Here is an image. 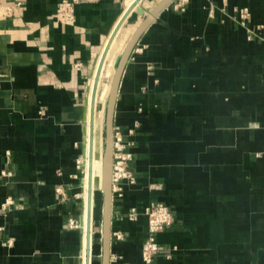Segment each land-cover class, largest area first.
<instances>
[{
  "label": "crops",
  "instance_id": "0c3cea01",
  "mask_svg": "<svg viewBox=\"0 0 264 264\" xmlns=\"http://www.w3.org/2000/svg\"><path fill=\"white\" fill-rule=\"evenodd\" d=\"M62 1L0 0V207L16 204L0 212V264H88L91 81L134 0H79L71 19L57 14ZM237 8L250 14L246 27ZM141 20L132 12L125 26ZM113 126L132 143L135 183L112 194L110 264H144L150 202L175 218L157 234L152 264H264V0L162 8L126 63ZM101 255L94 241L90 263Z\"/></svg>",
  "mask_w": 264,
  "mask_h": 264
},
{
  "label": "water",
  "instance_id": "95a60500",
  "mask_svg": "<svg viewBox=\"0 0 264 264\" xmlns=\"http://www.w3.org/2000/svg\"><path fill=\"white\" fill-rule=\"evenodd\" d=\"M142 0H134L132 4L125 9L124 13L122 14L121 18L117 22L113 32L111 33L110 37L108 38V43L105 46L103 55H102V60L100 64V68L98 70L97 78L100 77V69L102 63H104V59L106 56V53L108 51V48L110 47V43L114 39L116 35V31L122 26L125 25L126 20L129 18L132 12H135L138 14L142 20L140 29H137V31L134 33L128 44L126 45L123 53L120 55V57L117 60L116 67H115V73L111 81V86H110V93H109V101L108 105L105 108L104 112V124H103V129L102 132L104 133L105 137L103 139V146L106 151V158H105V163L107 162V168H108V185H107V190L106 192L102 191V209H101V240H102V264H110V245H111V230H110V223H111V206H112V183H111V175H112V153H113V115H114V107H115V102L118 94V88L120 84V79L122 76V73L125 69L126 63L129 59V56L134 49V46L141 35V33L146 29V27L153 22L155 19V16L158 14V12L167 6L172 0H162L161 2H157L158 4L156 5L155 9L150 11L149 8L145 7H140V3ZM157 1V0H156ZM96 93V91H94ZM94 98V97H93ZM95 99V98H94ZM94 107H95V100H92V105H91V114H90V130H91V124L94 116ZM84 132L86 134V128L84 129ZM92 134L90 132V141H91ZM85 141V138H84ZM83 141V156H85V142ZM81 177H82V172H81ZM82 183V182H81ZM82 185V184H81ZM92 205V203H91ZM93 207H94V198H93ZM107 207V210H106ZM94 219V215H93ZM93 219L91 218L90 221V230L93 228ZM91 244H94V235L92 238ZM90 244H88L87 241V256L88 258V264L90 263V251L88 252V247ZM92 261V258H91Z\"/></svg>",
  "mask_w": 264,
  "mask_h": 264
},
{
  "label": "built area",
  "instance_id": "2783aa9c",
  "mask_svg": "<svg viewBox=\"0 0 264 264\" xmlns=\"http://www.w3.org/2000/svg\"><path fill=\"white\" fill-rule=\"evenodd\" d=\"M78 1L79 0L62 1L57 7V14L61 17H64L65 19H71L73 5ZM14 2L16 6H20L23 0H14ZM236 13L238 14L242 24H245V21L250 16L247 9H239ZM253 32V30L248 31L249 37H251ZM39 114L41 115L42 111H40ZM132 133L133 131L130 130L129 134L131 135ZM130 146H132V143L123 139V134L120 128L113 126V161L111 175L112 194L114 192L118 193L121 190L119 184L122 181H126V183L130 185L135 183V179L128 169L129 163L133 158L132 153L128 150ZM5 155L6 162L9 163L10 153L6 152ZM1 174L4 177H8L11 175V172L5 169L1 172ZM10 204H12V201L8 199L3 204H1V208H4L5 205ZM143 214L147 217L148 237L142 247L141 258L144 264H151L154 256L159 251L156 235L159 232L170 228L173 225L174 220L170 210L161 203H150L143 209ZM137 216L138 211L135 208H131L128 212V218L130 220H136ZM115 237L120 238L121 235L115 234Z\"/></svg>",
  "mask_w": 264,
  "mask_h": 264
},
{
  "label": "rangeland",
  "instance_id": "374dc122",
  "mask_svg": "<svg viewBox=\"0 0 264 264\" xmlns=\"http://www.w3.org/2000/svg\"><path fill=\"white\" fill-rule=\"evenodd\" d=\"M241 9H245V8H241ZM237 10H239V9L238 8L234 9L235 16L233 18L234 19L236 18L237 22L241 26L246 27V24H242L241 23V21L239 19V16L236 13ZM137 24L138 23H136L134 25L136 26ZM134 25H132L130 29H127L126 31H124V33L122 35H119L118 38L116 39V41L112 44V47H111V49L109 51V54L107 55V58H106V60H107V63L105 65L106 72L104 74H102L101 81H100L101 82L100 86L102 85L103 90H102V95H101V102H100V104L98 105V108H97V121H96L97 122V124H96V128H97V131H96V148H97V151H96V165H95V168H94L95 169V179H96V192H95V196H94V219H93L94 241L95 242H99L100 245L102 244V240H101V222H102V220H101V209H102L101 174H102L103 159H104L103 139H104L105 135L102 132L103 124H104V122H103V120H104V112H105V108L107 107L109 90H110V86H111L112 76H113V73L115 72V67H116L117 60L120 57V55L122 54V51L125 48V45L128 42V40L130 39L131 35L134 33V31L131 30V29L135 28ZM259 28H261V27H257L256 31H258ZM246 30H247V33H248V31L250 29H246ZM248 37H249V33H248ZM113 59H114L115 63L111 62ZM91 95L92 94H90V98H89L90 101H91ZM257 156H260V154H257ZM60 191L61 190H59V189L57 190L58 193ZM11 201H12V204L5 205L4 208L0 207V212L5 214L11 208H16V204L13 202V200H11ZM150 203H159V202H150ZM161 204H163V203H161ZM164 206H166V205H164ZM166 207L170 210L171 214L173 215V220H174V223H175V218H174V214H173L172 210L170 209V207H168V206H166ZM71 222H73V223H71ZM71 222H69V225L71 227H76V226L79 227V224L76 221H71ZM174 223H173V225H174ZM146 240H147V238H146ZM156 240H157V238H156ZM144 243H143V245H144ZM5 244L9 245L10 242H5ZM143 245H142V247H143ZM141 252H142V248H141ZM92 260H93V257H92ZM152 262H153V260H152Z\"/></svg>",
  "mask_w": 264,
  "mask_h": 264
},
{
  "label": "bare ground",
  "instance_id": "6f19581e",
  "mask_svg": "<svg viewBox=\"0 0 264 264\" xmlns=\"http://www.w3.org/2000/svg\"><path fill=\"white\" fill-rule=\"evenodd\" d=\"M162 1V0H161ZM160 1V2H161ZM156 7V6H155ZM155 9V8H154ZM153 9V10H154ZM141 24V22H140ZM138 25L137 27L131 29L132 31H134V33L137 31V29H140V26L141 25ZM131 26H125V25H122L118 31H116V35L114 37V39L112 40V42L110 43V47L108 48V51L106 53V56L108 55V52L110 51L111 47H112V44L116 41V39L118 38L119 35H122L124 33V31H126L127 29H130ZM134 33L131 35L130 39L132 38V36L134 35ZM130 39L128 40V42L130 41ZM128 42L126 43V45L128 44ZM125 45V47H126ZM125 49V48H124ZM123 49V51H124ZM122 51V53H123ZM103 55V53H102ZM102 55L100 57V62H99V65H98V68H97V73L95 75V78H94V75H93V80L91 81V91L92 93L90 92L91 95V101H90V114H91V105H92V100H95V107H94V116H93V120H92V124H91V134H92V137H91V141H90V135H89V156H88V166H89V170H90V175H92L93 173V158H94V131H95V118H96V114H97V108H98V105L100 104L101 102V95H102V85L100 86L101 84V76L102 74H104L106 72V68H105V65L107 63V60H106V56H105V59H104V63H102L101 65V69H100V77L97 78V74H98V70L100 68V64H101V58H102ZM96 70V69H95ZM115 73V72H114ZM114 73H113V76H114ZM112 76V78H113ZM94 81V82H93ZM93 86V88H92ZM94 91H96V93H94ZM109 93H110V90H109ZM95 99H94V98ZM89 98H90V95H89ZM108 101H109V96H108ZM108 101H107V105H108ZM91 122V121H90ZM105 158H106V151L104 149V159H103V169H102V174H101V183H102V191L106 192L107 190V185H108V181H107V178H108V168H107V162L105 163ZM92 181V179H91ZM91 203H92V182H91V186H90V190L88 192V196H87V211H88V220H87V223H86V239H85V259L86 257L89 258L87 256V241H88V244L89 247H88V252L90 251V246H91V239H92V234H91V230H90V221H91ZM106 210H107V207H106ZM101 236H102V232H101ZM88 262V259L87 261Z\"/></svg>",
  "mask_w": 264,
  "mask_h": 264
}]
</instances>
